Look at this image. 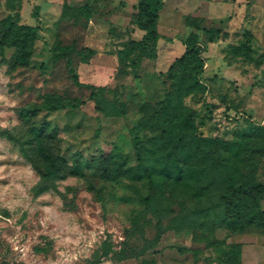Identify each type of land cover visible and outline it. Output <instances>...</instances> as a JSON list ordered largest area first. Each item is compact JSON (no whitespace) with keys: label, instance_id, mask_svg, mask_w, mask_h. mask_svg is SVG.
Here are the masks:
<instances>
[{"label":"rangeland","instance_id":"374dc122","mask_svg":"<svg viewBox=\"0 0 264 264\" xmlns=\"http://www.w3.org/2000/svg\"><path fill=\"white\" fill-rule=\"evenodd\" d=\"M67 2L0 0V21L11 15L37 26L27 66L13 62L11 46L2 49L0 264H236L232 249L239 250L238 264H264L262 227L192 233L181 226L178 220L205 202L196 193L199 179L152 190L145 176L103 177L102 168L94 167L98 159L135 167L132 127L140 106L150 108L169 88L165 71L184 50L188 15L221 30L207 43L198 30L206 89L182 98L193 109L197 134L229 142L227 149L214 145L223 162L213 174L233 183L251 170L264 185V0H169L155 23L161 35L156 57L144 60L136 77L135 52H125L143 34L131 21L136 2ZM65 3L71 7L63 9ZM67 44L94 53L87 62L75 50L54 59V51ZM72 73L80 82L103 86L96 99ZM46 94L78 105L19 117L20 107L39 104ZM42 123L53 130L44 149L59 163L51 178L44 176L47 161L37 155L39 144L29 138V126ZM28 142L33 157L24 154ZM74 164L79 174L70 173ZM259 203L264 209V195Z\"/></svg>","mask_w":264,"mask_h":264},{"label":"trees","instance_id":"16d2710c","mask_svg":"<svg viewBox=\"0 0 264 264\" xmlns=\"http://www.w3.org/2000/svg\"><path fill=\"white\" fill-rule=\"evenodd\" d=\"M168 1L136 2L135 17L131 21L143 30V34L139 39H131L125 50L126 55L135 52L131 59L135 77L138 76L144 60H153L156 57V43L161 35L155 29V23L159 10ZM70 7L67 3L63 5V9ZM89 15L87 10L86 17L89 18ZM186 19L191 30L184 40V50L173 59L165 71L166 77L170 79L169 88L150 108L140 106L141 116L132 127L135 167L122 169L116 159H98L94 167L102 168L103 177H115L124 173L136 179L145 176L152 183V190L164 187L171 189L187 179H199L196 193H203L205 202L194 206L178 220L184 229L192 233L202 227L213 229L221 226L239 231H244L250 225L264 228V209L259 203L264 195V185L255 179L251 170L233 183L223 177L214 176L213 173L223 162L222 157L215 154L214 145L220 144L227 149L229 142L197 134L193 109L186 107L182 102L184 96L206 89L200 78L205 45L199 40L198 30H202L206 43L218 39L221 35V30L216 26L200 25L201 19L196 16L187 15ZM0 23V63L3 61L2 49L11 46L13 62L19 66H27L37 37V26L18 23L11 15L2 18ZM70 50L77 52L81 62H87L89 56L94 53L92 48L83 46L76 50L72 44H67L60 46V51H54L53 58L58 59ZM72 79L77 84L89 86L92 99H96L97 90L103 89V86L96 87L80 82L76 73H72ZM77 105L74 100L46 94L39 104L20 107L18 115L21 119L28 120L41 110L52 111ZM144 132H147L146 136L143 135ZM29 133V138L39 144L37 155L47 161L44 176L54 177L59 163L52 157L51 152L44 149L45 138L51 136L53 130L42 123L38 126L30 125ZM254 149L251 147V150ZM23 151L27 157L36 154L31 142L23 147ZM69 169L72 174L80 173L76 164ZM230 253L238 264L236 259L239 257V250L232 249Z\"/></svg>","mask_w":264,"mask_h":264},{"label":"crops","instance_id":"0c3cea01","mask_svg":"<svg viewBox=\"0 0 264 264\" xmlns=\"http://www.w3.org/2000/svg\"><path fill=\"white\" fill-rule=\"evenodd\" d=\"M60 0H48V2H50L52 5L54 4V3H58ZM68 2L67 3H70L69 2V0H67ZM135 2H137V0H134ZM70 5V4H69ZM210 11H211V9H210Z\"/></svg>","mask_w":264,"mask_h":264}]
</instances>
